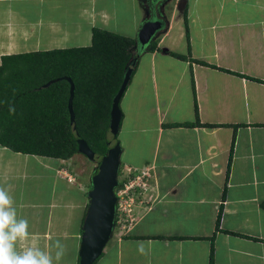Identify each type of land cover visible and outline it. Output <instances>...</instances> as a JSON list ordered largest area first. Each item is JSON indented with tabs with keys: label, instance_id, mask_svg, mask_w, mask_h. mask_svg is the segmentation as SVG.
I'll use <instances>...</instances> for the list:
<instances>
[{
	"label": "crops",
	"instance_id": "obj_1",
	"mask_svg": "<svg viewBox=\"0 0 264 264\" xmlns=\"http://www.w3.org/2000/svg\"><path fill=\"white\" fill-rule=\"evenodd\" d=\"M167 1L157 48L140 53L120 102L121 170L153 164L152 202L95 264H264V0ZM152 12L151 0H0V67L89 46L96 28L136 41ZM87 161L0 145V187L29 222L26 243L54 254L61 240L59 264H80Z\"/></svg>",
	"mask_w": 264,
	"mask_h": 264
},
{
	"label": "trees",
	"instance_id": "obj_2",
	"mask_svg": "<svg viewBox=\"0 0 264 264\" xmlns=\"http://www.w3.org/2000/svg\"><path fill=\"white\" fill-rule=\"evenodd\" d=\"M134 44L130 37L96 28L89 46L5 59L0 67V145L25 154L70 159L78 153V139L82 138L99 158L105 155L113 98ZM157 44L152 42L150 50ZM67 77L75 84L74 124ZM52 80L56 81L43 87ZM193 124H202L199 116Z\"/></svg>",
	"mask_w": 264,
	"mask_h": 264
},
{
	"label": "water",
	"instance_id": "obj_3",
	"mask_svg": "<svg viewBox=\"0 0 264 264\" xmlns=\"http://www.w3.org/2000/svg\"><path fill=\"white\" fill-rule=\"evenodd\" d=\"M168 3L167 0H151L153 12L139 31L137 40L131 50L132 56L125 67L123 82L113 98L109 128L110 132L114 135V140L108 142L106 154L99 158L98 154L90 148L86 140L82 138L78 139V152L84 154L96 164L88 193L90 205L81 237L80 264H95L112 239L117 204L116 189L120 184L118 177L123 152L121 143L117 141L123 118L120 102L131 81L140 53L161 34L165 27L164 20L160 16H157L156 5L160 4V6H163ZM186 3L187 0H181L178 5L179 8H184ZM67 79L71 83L68 106L71 123L74 124L73 99L75 84L71 78L67 77ZM54 81L56 80L48 82L43 87L50 86Z\"/></svg>",
	"mask_w": 264,
	"mask_h": 264
},
{
	"label": "clouds",
	"instance_id": "obj_4",
	"mask_svg": "<svg viewBox=\"0 0 264 264\" xmlns=\"http://www.w3.org/2000/svg\"><path fill=\"white\" fill-rule=\"evenodd\" d=\"M30 235L28 220L18 216L13 196L0 187V264H59L66 253L61 240L55 241L53 254L27 244Z\"/></svg>",
	"mask_w": 264,
	"mask_h": 264
},
{
	"label": "built area",
	"instance_id": "obj_5",
	"mask_svg": "<svg viewBox=\"0 0 264 264\" xmlns=\"http://www.w3.org/2000/svg\"><path fill=\"white\" fill-rule=\"evenodd\" d=\"M153 164L143 167L126 166L121 170V180L116 189L117 204L115 229L121 234L130 231L137 222V207L148 205L151 201L149 194L153 189L150 180L153 177ZM69 180L74 176L68 174ZM150 206V204H149Z\"/></svg>",
	"mask_w": 264,
	"mask_h": 264
},
{
	"label": "rangeland",
	"instance_id": "obj_6",
	"mask_svg": "<svg viewBox=\"0 0 264 264\" xmlns=\"http://www.w3.org/2000/svg\"><path fill=\"white\" fill-rule=\"evenodd\" d=\"M136 40H137V39H136ZM78 44H79V43L77 42V40H75V44H74V43H69V44H67V43H66V44H63V43H62V44H56V48H64V47H65V48H71V46H73V45L78 46ZM120 131H121V130H120ZM108 137H109V139H111V141L114 140V135H113L112 133H109V134H108ZM123 139H124V137L121 135V133H119L118 136H117V141H119V142L121 143V140H123ZM121 145H122V144H121ZM122 148H123V147H122ZM134 148H135L134 146H131V149H133V150L130 149V151H133V152H131V153H135V152H134V151H135ZM130 151H129V152H130ZM87 162H88V163L91 162V163H90L91 165H92V163H94V162H92V161L89 160V159H88ZM94 164H95V163H94ZM91 165H90V166H91ZM95 165H96V164H95ZM121 168H122V167H121ZM118 180H119V181L121 180V173H119ZM112 239H113V238H112ZM112 239H111V240H112ZM111 240H110V241H111Z\"/></svg>",
	"mask_w": 264,
	"mask_h": 264
}]
</instances>
